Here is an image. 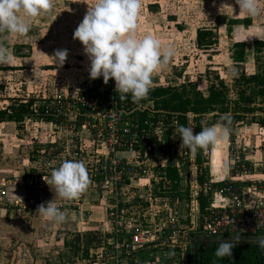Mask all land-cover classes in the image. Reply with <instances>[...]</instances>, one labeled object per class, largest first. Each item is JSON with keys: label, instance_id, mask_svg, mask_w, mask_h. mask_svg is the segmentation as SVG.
<instances>
[{"label": "rangeland", "instance_id": "obj_1", "mask_svg": "<svg viewBox=\"0 0 264 264\" xmlns=\"http://www.w3.org/2000/svg\"><path fill=\"white\" fill-rule=\"evenodd\" d=\"M92 2L51 0L50 10L32 20L26 36L0 34V40L13 53L10 64H0L1 108L10 107L14 100L26 102L30 99L36 101V108L57 104L59 98L63 100L61 104H69V109L56 113L57 123L36 119H26L20 125L0 123V264H154L158 257L155 247L161 253L166 250L170 254L173 250L174 263L183 264L185 251L177 248L183 242L184 232L190 241L193 240L189 232L191 221L196 220L195 215L191 220L195 206L190 184L193 154L188 150L187 153L180 151L179 143H175L172 151L178 154L182 191L172 198L164 197L160 189L156 162L150 163L152 177H145L151 179L147 186L138 185V179L115 184L92 176L98 160L108 156V148L96 136L99 130H106L108 119L106 116L95 121L90 119V113L76 109L74 98L98 93L103 88L104 93L100 95L107 99V93L112 95L115 89V84L99 87L102 76L90 78V60L84 53V45L73 38ZM259 5L264 9V0H259ZM245 20H250L251 26ZM137 23L140 34L151 33L160 39L162 46L173 45L176 49L168 65L152 74L151 86H180L192 82L206 93L207 86L216 81L217 76L233 88L234 81L242 74L251 76L264 69V54H259L254 47V42L264 40V14L250 17L239 13L235 0H142ZM201 29L212 30L216 35L217 41L209 50L197 46V32ZM239 41L247 43L248 53L243 63L233 59L234 44ZM58 49L68 50L64 64L59 67L52 58ZM49 66L57 68L45 69ZM62 116L69 119L64 126L60 123ZM211 121L207 119L204 123L211 125ZM246 123L250 122L243 124ZM248 130H243L242 143H236L238 136L235 138L231 134L228 138L229 157L233 141L240 158L254 154V144L244 146L245 138H251L252 129ZM166 131L163 128V134ZM225 142L217 145L214 154ZM80 150L84 151L81 156ZM211 154L212 150L205 153L207 164L204 168H210ZM119 156L132 162L135 159L126 153ZM65 159L85 163L89 185L78 199H56L68 219L63 224L53 225L36 210L41 203L54 198L43 177ZM159 193L162 194L159 196ZM136 199L141 201L135 203ZM171 212L179 218L181 230V236L175 240H171L169 234ZM135 224L155 232L159 243L128 250L124 244L130 239V227ZM97 236L103 241L101 247L92 248L89 260L82 261L83 251ZM78 240L81 251L80 256L75 257ZM117 240L122 241L118 243ZM94 242L91 246L98 244Z\"/></svg>", "mask_w": 264, "mask_h": 264}, {"label": "clouds", "instance_id": "obj_2", "mask_svg": "<svg viewBox=\"0 0 264 264\" xmlns=\"http://www.w3.org/2000/svg\"><path fill=\"white\" fill-rule=\"evenodd\" d=\"M235 2L239 6V13L250 17L264 14L259 0ZM51 7V0H0V34H7L8 37L26 36L30 32L32 20ZM141 7L142 0H93L73 34V38L84 45V53L90 60V78L102 76L105 84L114 79L115 91L122 100L128 96L133 101L146 98L151 89L152 74L166 67L176 55L173 45L162 46L155 35L139 33L137 22ZM67 55V49H58L52 58L59 67L64 64ZM12 60V51L0 40V64H10ZM231 124L229 113L221 114L215 124L202 122L201 131L195 134L191 124H178L175 132L181 138L180 151L187 149L195 155L198 151L212 149L214 155L217 145L229 138ZM43 179L50 186L54 198L41 203L36 213L53 225L63 224L68 216L56 199L70 201L87 189L89 176L86 165L80 160L65 159ZM239 239V236H234L231 240H221L215 256H232L234 245ZM254 242L264 248V237H257Z\"/></svg>", "mask_w": 264, "mask_h": 264}, {"label": "trees", "instance_id": "obj_3", "mask_svg": "<svg viewBox=\"0 0 264 264\" xmlns=\"http://www.w3.org/2000/svg\"><path fill=\"white\" fill-rule=\"evenodd\" d=\"M248 26H251L250 20H245ZM216 35L212 30L201 29L197 32V46L203 50L211 49L216 43ZM254 47L259 54H264V40L254 42ZM235 52L233 59L239 63H243L247 56V43L239 41L234 44ZM259 60V58H258ZM56 66H49L45 69L54 70ZM115 81L110 79L107 84L103 78L100 80L99 87H107ZM95 90H98L96 88ZM118 108L124 110L128 119L134 123L140 124L141 128L146 132L153 130L162 124L166 128V133L163 134L162 141L152 139L155 143V161L158 160V153L163 152L169 157L168 166L166 168H157L158 177L162 180L159 182L160 189L164 197H173L175 194L181 193V173L179 169L173 165L177 161L178 154L172 151L175 143L181 145V138L175 132L176 126L189 125L194 126V134L201 131V124L204 120L210 119L211 124L217 123L220 120L221 114L229 113L232 117L230 127H236L244 122L259 124L264 127V69L259 73L251 76L242 74L236 79L233 88H230L223 80L217 76L216 81H212L206 88V93L198 88L192 82L184 83L180 86H151V89L145 100L133 101L130 96L126 99H121L119 95L116 98ZM36 101L14 100L12 105L6 109L0 106V123L14 122L17 125L23 124L26 119H36L45 122L57 123L56 113L47 105L35 107ZM150 104L146 107H141L140 104ZM151 124L153 126L151 127ZM187 153V149H183ZM205 151H198L193 155L195 164L200 169L198 183L204 185L205 182L211 181L209 168H204L207 161L204 156ZM189 155V153H188ZM247 164V163H246ZM248 165V164H247ZM233 175H239L243 169L241 165L236 167ZM222 185L223 184H218ZM225 185V184H224ZM164 191V192H163ZM159 193L158 195L160 196ZM209 196L200 194L198 202L203 210L209 207L211 201ZM190 200V197L187 196ZM141 201L136 199L135 203ZM148 206V204H147ZM192 242H196L195 246H188L185 254L184 262L189 264H264V248L258 244H235L232 250V256L218 258L215 256V250L218 247V241L222 238H213L200 235L197 232L192 233ZM227 237L224 239H232ZM242 237V236H239ZM98 241V244L92 243ZM75 257L80 256L81 246L78 240ZM101 238L97 236L88 244L87 248L81 255L82 261L89 260V252L92 248H100L102 244ZM95 243V242H94ZM159 243V242H158ZM156 253L158 248L155 247ZM181 260V259H180ZM74 264H80L74 262ZM83 264V263H82ZM85 264H89L86 263Z\"/></svg>", "mask_w": 264, "mask_h": 264}, {"label": "built area", "instance_id": "obj_4", "mask_svg": "<svg viewBox=\"0 0 264 264\" xmlns=\"http://www.w3.org/2000/svg\"><path fill=\"white\" fill-rule=\"evenodd\" d=\"M115 84V81L112 82ZM104 91L103 88L98 93H89V96H83L81 98H74V104L78 111L83 110L84 113H90L92 117L90 119H98L101 116H106L108 119L105 134L99 130L96 133L97 140H102L106 148H108V156L106 159L98 160L94 167V173L92 176H96L97 180H103V182L111 181L115 184H126L131 183L134 179H144L145 177H152L151 174V162H156L155 165L159 168H166L168 166V158H165L163 152L158 153V160L155 161V143L154 139L162 141L163 138V126H158L153 132H146L141 128L140 124L134 123L130 119L124 110L118 108L115 89L113 88L112 95L107 93V99L105 96H101L100 93ZM146 98H143L145 100ZM62 98H59V103L49 104V107L58 114V112L69 109V104H61ZM107 103V108H104ZM141 107L148 106L146 104H140ZM74 107V106H72ZM107 110V111H106ZM88 117V115H86ZM68 118L62 116L61 125L64 126L68 122ZM79 123V122H78ZM76 124H73L76 127ZM95 124V123H94ZM153 124H151V127ZM78 127V126H77ZM234 146L231 148L230 162L233 165V171L241 165L243 168L239 175H246L250 173L251 167L245 157H239L237 144L233 141ZM211 153V149H208ZM205 151V153L208 152ZM84 152L80 150V156ZM122 152V153H121ZM131 154L135 156L134 161H129L125 158H120L119 154ZM248 165H247V164ZM182 177L180 164L177 161L173 162ZM193 167L192 175H190V184L193 191V202H195L193 216L195 221L192 220V227L189 232H197L200 235L213 237V238H227L231 236H263L264 235V198H260V202L252 203L246 199L243 194V188L236 186L234 182H229L223 186H217L216 183L209 181L205 182L204 185L198 183V177L200 175V169L195 164L194 160L191 161ZM157 177V176H156ZM194 178V183L192 179ZM160 181L162 180L159 178ZM150 183V182H149ZM253 191L264 193V188L260 184H254L252 187ZM195 192V193H194ZM148 193V192H147ZM209 196L210 205L208 208L202 211L198 198L200 194ZM220 196L221 198L228 199L229 203L225 206H216L212 201L213 195ZM80 195L76 198L78 199ZM143 198V195H140ZM192 197V196H191ZM169 234L170 239L175 240L181 236V230L179 229V218L171 212L169 219ZM130 239L125 242V246L128 250L135 248H146L152 247L157 242V236L155 232L144 227L143 225L135 224L130 227ZM122 240H117L121 243ZM188 235L184 232L183 242L177 250L186 252L187 247L191 244ZM112 245V244H111ZM114 245V244H113ZM175 249V248H174ZM172 250L170 254L164 250L158 252L157 259L153 261L154 264H175L176 259L175 253ZM177 253V252H176ZM183 264H185L183 262Z\"/></svg>", "mask_w": 264, "mask_h": 264}, {"label": "crops", "instance_id": "obj_5", "mask_svg": "<svg viewBox=\"0 0 264 264\" xmlns=\"http://www.w3.org/2000/svg\"><path fill=\"white\" fill-rule=\"evenodd\" d=\"M245 129H252L249 136L250 139L244 140V146H249L250 143L254 144L253 150L255 149L254 154L248 156V162L250 163L251 171L246 175H233L231 171V162L228 153V139L225 142V145H220V149L218 153L216 152L213 155L211 154V159L209 162V173L210 179L212 182L218 184H228L229 182H234L236 186H240L243 188V194L246 199L250 200L252 203L260 202V198H264V193H260L258 191H253L252 187L254 184H260L261 187L264 188V127L260 126L259 124L255 123H246L241 124L236 127H230V135L238 136V138H234L236 143H242L241 136L243 130ZM248 130V131H249ZM241 134V135H240ZM240 135V136H239ZM254 139H252V136ZM245 137V136H244ZM212 150V149H211ZM220 159V164H217L218 160ZM223 166L224 170L221 168ZM159 169V168H158ZM148 178V177H147ZM140 179L138 180V185L147 186L151 179ZM145 183V184H143ZM222 186V185H221ZM147 192V191H146ZM140 195H143L140 193ZM213 203L216 206H225L229 203L228 199L221 198L220 196L213 195L212 197Z\"/></svg>", "mask_w": 264, "mask_h": 264}, {"label": "water", "instance_id": "obj_6", "mask_svg": "<svg viewBox=\"0 0 264 264\" xmlns=\"http://www.w3.org/2000/svg\"><path fill=\"white\" fill-rule=\"evenodd\" d=\"M257 237H264V235L263 236H257ZM257 237L256 236H242V237H240L239 242H237L236 244H242V243L258 244V243L254 242ZM221 240L227 241V240H231V239H219L218 241H221ZM195 244H196L195 241L192 242L193 246H195Z\"/></svg>", "mask_w": 264, "mask_h": 264}]
</instances>
